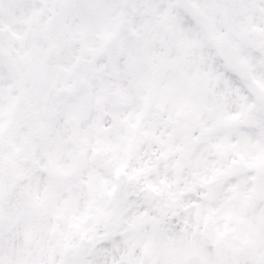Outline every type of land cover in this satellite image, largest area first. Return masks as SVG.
Masks as SVG:
<instances>
[{
  "label": "snow or ice",
  "instance_id": "snow-or-ice-1",
  "mask_svg": "<svg viewBox=\"0 0 264 264\" xmlns=\"http://www.w3.org/2000/svg\"><path fill=\"white\" fill-rule=\"evenodd\" d=\"M0 264H264V0H0Z\"/></svg>",
  "mask_w": 264,
  "mask_h": 264
}]
</instances>
